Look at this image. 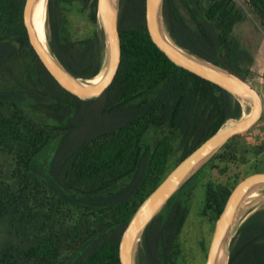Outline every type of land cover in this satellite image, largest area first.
<instances>
[{
	"label": "trees",
	"instance_id": "obj_1",
	"mask_svg": "<svg viewBox=\"0 0 264 264\" xmlns=\"http://www.w3.org/2000/svg\"><path fill=\"white\" fill-rule=\"evenodd\" d=\"M25 2L0 0V156L7 163L0 178V264H121L120 240L140 204L185 156L241 117L243 106L153 42L146 0H121L119 70L100 97L81 99L35 52ZM250 15L264 30V0L164 2L167 30L179 46L248 82L254 72L234 29ZM46 36L76 76L92 79L103 69L98 0H49ZM251 129L231 137L174 194L146 228L137 264H188L183 232L204 172L210 178L198 215L214 226L234 187L264 171V140H241ZM54 142L41 170L38 159ZM214 169L227 179H213ZM198 245L206 262L208 243L201 238ZM229 264H264V207L238 229Z\"/></svg>",
	"mask_w": 264,
	"mask_h": 264
},
{
	"label": "water",
	"instance_id": "obj_2",
	"mask_svg": "<svg viewBox=\"0 0 264 264\" xmlns=\"http://www.w3.org/2000/svg\"><path fill=\"white\" fill-rule=\"evenodd\" d=\"M165 0H146V23L153 42L177 65L210 80L229 92L242 104L243 114L228 119L216 132L185 156L163 181L140 204L130 219L119 244L121 264H137L140 242L148 225L156 218L174 194L233 136L251 129L263 116L264 100L247 80L209 60L200 58L179 46L167 30L164 19ZM49 0H26L23 11L28 37L40 60L66 90L81 99L100 97L112 84L122 59L120 32L121 0H98V21L105 40V64L92 79L73 74L50 49L46 36ZM45 8L43 37L35 16ZM247 107L249 109H247ZM264 187V171L243 178L232 190L219 215L205 264H229L233 239L243 222L257 209L241 216L246 200Z\"/></svg>",
	"mask_w": 264,
	"mask_h": 264
},
{
	"label": "rangeland",
	"instance_id": "obj_3",
	"mask_svg": "<svg viewBox=\"0 0 264 264\" xmlns=\"http://www.w3.org/2000/svg\"><path fill=\"white\" fill-rule=\"evenodd\" d=\"M250 19L239 22L236 24L234 32L236 40L240 47L247 52L249 59L246 61L249 68L254 72L253 76H248L250 83L260 92L264 100V30L259 26L255 18L250 15ZM248 139L253 144L260 143L264 140V116L263 119L253 127L246 137H242L241 140ZM55 143L52 147L48 148L46 152L42 153L38 159V166L41 170L48 168L49 161L55 150ZM176 156L170 159V162L175 161ZM6 160L4 156H0V178L5 175ZM237 170V169H236ZM232 172V171H231ZM227 174H223L219 169H214L211 177L216 181H225ZM208 172H204L201 176V180L196 185L195 193L193 195V208L186 223L183 232V238L188 249V264H204V255L200 250L198 241L204 238L210 246L214 228L206 220L199 217V208L201 206L204 196V183L209 179ZM197 179H192L188 185L181 191L178 197H181L185 190L191 187ZM264 205V187L257 189L244 203L241 216L246 215L252 209Z\"/></svg>",
	"mask_w": 264,
	"mask_h": 264
},
{
	"label": "bare ground",
	"instance_id": "obj_4",
	"mask_svg": "<svg viewBox=\"0 0 264 264\" xmlns=\"http://www.w3.org/2000/svg\"><path fill=\"white\" fill-rule=\"evenodd\" d=\"M44 12L45 8H40L35 16L36 25L38 27V30L40 32V35L43 37V20H44Z\"/></svg>",
	"mask_w": 264,
	"mask_h": 264
}]
</instances>
